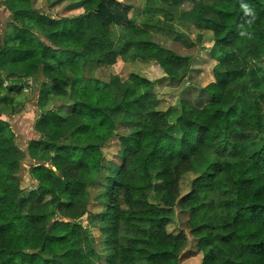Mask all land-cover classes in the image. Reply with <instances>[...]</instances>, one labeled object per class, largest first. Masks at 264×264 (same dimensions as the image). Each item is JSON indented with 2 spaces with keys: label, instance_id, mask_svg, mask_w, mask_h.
Masks as SVG:
<instances>
[{
  "label": "trees",
  "instance_id": "1",
  "mask_svg": "<svg viewBox=\"0 0 264 264\" xmlns=\"http://www.w3.org/2000/svg\"><path fill=\"white\" fill-rule=\"evenodd\" d=\"M205 1L216 20L186 0L208 36L190 42L175 10L183 0H161L163 7L147 1L134 30L125 14L132 8L114 0L72 3L67 11L85 3L84 13L55 19L33 10L32 0H4L12 32L0 36V264H180L189 240L183 230L168 231L175 209L188 214L201 264H264V64L250 66L256 50L264 52V0ZM122 19L133 31L121 54L154 62L169 80L187 75L191 57L150 41L148 33L189 49L210 43L213 82L202 89L209 97L203 107L179 102L162 110L153 82L133 73L118 88L81 77L84 62L115 60L108 29ZM39 74V139L29 141L27 155L36 160L43 153L52 168L32 166L35 189L23 196L14 176L24 154L3 117L13 113L11 93ZM233 91L236 99L226 103ZM135 117L142 122L126 138L128 159L97 183L102 148L119 124ZM188 174L189 190L182 194ZM91 189L98 190L94 197ZM87 213L99 222L97 239L78 223Z\"/></svg>",
  "mask_w": 264,
  "mask_h": 264
},
{
  "label": "rangeland",
  "instance_id": "2",
  "mask_svg": "<svg viewBox=\"0 0 264 264\" xmlns=\"http://www.w3.org/2000/svg\"><path fill=\"white\" fill-rule=\"evenodd\" d=\"M32 0V9L40 12L41 14L51 18H74L78 15L84 13L83 5L73 11H67V6L72 3L80 2L82 0ZM119 2L124 7L128 6L132 9L126 11L125 14L130 18V26L134 29H138L141 25L143 17L140 15L142 9L144 10L145 3L147 1H152L155 5H162L164 3L161 0H114ZM184 2V9L188 10L192 3ZM182 3V2H181ZM182 5V4H181ZM180 5V6H181ZM177 7L176 13L178 16L183 12L181 7ZM162 7L160 8L162 10ZM3 12L4 18L0 20V36L4 34L10 35L12 32L11 21L8 13ZM1 15V14H0ZM194 16V15H193ZM148 16H144L146 20ZM126 19H122L119 24L111 25L108 29V33L111 36L113 43V50L117 53L115 60L110 64L98 65L93 62H84L81 64L80 71L81 77L84 79L97 80L99 82L109 85L111 88H118L122 82L128 80L129 74H136L138 76L148 79L152 83V91L158 100V107L162 110L167 109L170 106H177L179 102H185L186 104L201 108L208 101L209 97L203 92V88L210 82H212L211 66L214 63L211 59L209 52L210 43H205V49H198V46L192 48H185L182 44L175 42L171 37L164 34H159L156 32L148 33V39L161 47L172 51L179 56H190V70L187 75L179 80H169L164 75L163 71L154 62H142V61H131V56L129 52L126 54H121L123 46L128 39L129 31L133 30L127 27ZM197 28L190 27L187 28L186 35L190 42H194V38L197 32ZM204 36L207 34L205 30H202ZM208 36H205L207 39ZM255 55L257 56L255 60L250 64V66L260 67L264 64V52L260 49L256 50ZM251 63V62H249ZM63 65V64H61ZM249 66V67H250ZM251 68V67H250ZM252 69V73H249V79L254 77L255 69ZM58 70L62 72L63 76L71 79L72 73L67 69L66 66H59ZM44 82L41 75L35 76L31 81L24 83L21 90L18 92H12L11 95L14 96V110L11 116L3 117L8 125L11 132L15 137V144L17 148L24 154V159L19 165V171L17 173V179L24 189L23 196L29 194V192L35 189L36 183L30 178L29 172L32 166L44 165L46 167L52 168L50 162L45 158L41 157L43 153L36 160H31L27 155V145L30 140L39 139V136L34 132V123L38 120L39 114L42 111L38 108L39 103V91L42 83ZM247 84V83H246ZM247 88V87H246ZM236 99V93L233 91L231 94H226L224 100L226 103H232ZM247 99L241 102L242 106H245ZM58 104H55V107ZM50 107V106H49ZM56 107V108H57ZM142 120L135 117L134 120H129L126 123L119 124L117 126L115 135L109 140L105 147L102 148V156L104 158V163L97 175L96 182L99 183L109 176L112 166L124 165L126 160L123 158V152L127 146L126 138L139 131ZM54 170V169H53ZM192 179L191 175H185L181 180V192L185 194L189 190V182ZM57 183L62 186L61 180L56 177ZM98 193V190H90V194L94 197ZM117 203L121 208H126L124 205V199L121 192L115 193ZM96 208L91 204L89 206L90 212H96ZM92 214H85L81 217L78 223L82 228L86 229L93 238L97 239L99 236V222L91 221L93 220ZM188 214L180 212L175 209L174 220L168 226L169 232H175L177 230H183L188 236V246L184 248L180 254V264H201L202 254L195 251L194 241L191 239L189 234V226L186 225V220ZM49 236H53L54 233L50 230L48 232ZM103 260L100 264H103Z\"/></svg>",
  "mask_w": 264,
  "mask_h": 264
},
{
  "label": "crops",
  "instance_id": "3",
  "mask_svg": "<svg viewBox=\"0 0 264 264\" xmlns=\"http://www.w3.org/2000/svg\"><path fill=\"white\" fill-rule=\"evenodd\" d=\"M196 2H198L201 5L202 8V13L203 16L208 18V19H212V20H216L215 15L211 12V10L209 9V6L211 5L210 2L205 1V0H194ZM184 2V1H183ZM182 2V5L180 6L182 9V13L180 14V19L183 20L187 26V28L189 29L190 27H194L195 29L197 28V32L194 38V42L196 41V38L199 34L203 33L202 30L204 31V29L202 28L201 25H198L193 17V13L195 14L194 8L193 6H191L188 10L184 9V3ZM186 2V1H185ZM4 0H0V9L1 11H5L8 13V16L10 17V21H11V15L9 14V12L6 10L5 6H4ZM0 20H3L4 18V14L3 12L0 13ZM192 16V17H191ZM11 23V22H10ZM2 36V35H1ZM185 57H190V56H185ZM213 82V78L211 80ZM211 83V82H210ZM209 84V83H208ZM34 129V128H33ZM37 140V139H34ZM31 141V140H30ZM17 175L14 176V178L16 179L17 182H19V179H17Z\"/></svg>",
  "mask_w": 264,
  "mask_h": 264
}]
</instances>
